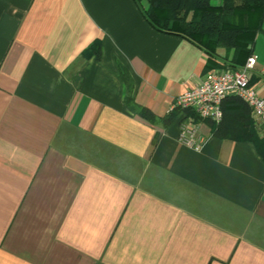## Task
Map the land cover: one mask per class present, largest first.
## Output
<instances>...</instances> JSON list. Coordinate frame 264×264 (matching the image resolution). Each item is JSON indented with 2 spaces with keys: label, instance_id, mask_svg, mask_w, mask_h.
Returning a JSON list of instances; mask_svg holds the SVG:
<instances>
[{
  "label": "crops",
  "instance_id": "1",
  "mask_svg": "<svg viewBox=\"0 0 264 264\" xmlns=\"http://www.w3.org/2000/svg\"><path fill=\"white\" fill-rule=\"evenodd\" d=\"M253 55L264 97V33ZM211 65L227 66L135 0H0V264H264L248 107L169 111Z\"/></svg>",
  "mask_w": 264,
  "mask_h": 264
},
{
  "label": "trees",
  "instance_id": "2",
  "mask_svg": "<svg viewBox=\"0 0 264 264\" xmlns=\"http://www.w3.org/2000/svg\"><path fill=\"white\" fill-rule=\"evenodd\" d=\"M144 1L146 5L143 7ZM135 2L153 28L186 39L201 48L209 59L222 60L227 65L224 69L244 65L247 58L253 55L256 36L264 33V0H222L219 5L212 4V0ZM96 51H99V47ZM212 68L216 67L211 65L208 70ZM254 79L252 77V83ZM137 111L142 116L152 118L142 108ZM189 113L193 112L176 111V115L186 116ZM223 115L222 106V119ZM250 121V127L255 128L252 118Z\"/></svg>",
  "mask_w": 264,
  "mask_h": 264
},
{
  "label": "built area",
  "instance_id": "3",
  "mask_svg": "<svg viewBox=\"0 0 264 264\" xmlns=\"http://www.w3.org/2000/svg\"><path fill=\"white\" fill-rule=\"evenodd\" d=\"M256 63L257 57L252 55L238 68L209 70L193 88L174 99L169 111H193L201 120L219 123L224 99L234 96L248 107L253 122L260 127L264 137V97L251 82ZM177 141L194 151L201 150L206 142L193 125H183Z\"/></svg>",
  "mask_w": 264,
  "mask_h": 264
},
{
  "label": "rangeland",
  "instance_id": "4",
  "mask_svg": "<svg viewBox=\"0 0 264 264\" xmlns=\"http://www.w3.org/2000/svg\"><path fill=\"white\" fill-rule=\"evenodd\" d=\"M222 0H212V4L219 5Z\"/></svg>",
  "mask_w": 264,
  "mask_h": 264
}]
</instances>
